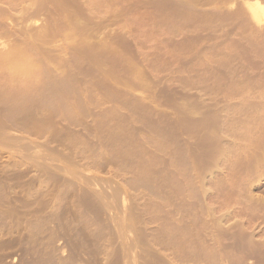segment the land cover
Masks as SVG:
<instances>
[{"label":"rangeland","instance_id":"374dc122","mask_svg":"<svg viewBox=\"0 0 264 264\" xmlns=\"http://www.w3.org/2000/svg\"><path fill=\"white\" fill-rule=\"evenodd\" d=\"M87 1L0 0V264H264V24Z\"/></svg>","mask_w":264,"mask_h":264},{"label":"bare ground","instance_id":"6f19581e","mask_svg":"<svg viewBox=\"0 0 264 264\" xmlns=\"http://www.w3.org/2000/svg\"><path fill=\"white\" fill-rule=\"evenodd\" d=\"M80 1V0H79ZM85 1H87V0H85ZM89 1H91V0H89ZM97 1V0H96ZM96 1H94L93 0V2H96ZM100 1V0H99ZM139 1H143L144 2V0H139ZM138 1V2H139ZM154 1V0H153ZM152 1V2H153ZM175 1H177V2H183L184 4H186L187 3V5L188 4H190L191 6L193 5V6H195L196 4H197V6H198V3L200 2V3H202V4H208V6H209V4H213L212 6L213 7H217L218 9H220L219 7H227L228 6V9L230 8V9H232V8H236L237 7V9H241L240 11H238L237 13H238V15L241 17V16H243V18L244 17H247V19H249L251 22H253L254 24H256V25H263L264 24V0H241V2L240 1H238V0H175ZM84 2V1H83ZM88 2V1H87ZM86 2V3H87ZM112 2V1H111ZM127 2H128V0H127ZM151 3V2H150ZM168 3H170V2H168ZM194 3H196L195 5H194ZM98 4H99V2H98ZM88 5V4H87ZM97 5V4H96ZM91 6V5H90ZM190 6V7H191ZM188 7V6H187ZM189 7V8H190ZM196 7V6H195ZM223 7V8H224ZM239 7V8H238ZM93 8V7H92ZM97 8V7H96ZM203 8V7H202ZM205 8V7H204ZM193 9V8H192ZM229 9V10H230ZM92 10V9H91ZM96 10V9H95ZM94 10V11H95ZM128 10V9H127ZM130 10V9H129ZM233 10V9H232ZM236 10V9H235ZM191 11H193V10H191ZM195 11V10H194ZM199 11V10H198ZM87 12V11H86ZM98 12V11H97ZM235 12V11H234ZM90 13V12H89ZM94 13V12H93ZM212 13V12H211ZM224 13V12H223ZM225 14V13H224ZM223 14V15H224ZM228 14V13H227ZM88 15V14H87ZM96 15V14H95ZM212 15V14H211ZM228 16H230V15H228ZM213 17V16H212ZM235 17V16H234ZM223 18V17H222ZM227 19V18H226ZM215 20V19H214ZM229 22V21H228ZM230 30V29H229ZM226 38V37H225ZM224 39V38H223ZM7 59H9V55H7V56H4L3 57V60H7ZM9 69L11 70H9V74L10 75H12V74H14L15 72H19V73H21V74H23V73H25V72H27L28 71V68H27V66H25L24 64H21V65H19L18 67L17 66H13V68H11V66L9 67ZM12 70H14V71H12ZM15 74H17V73H15ZM11 115H9V117L8 118H10V120H12L13 122H10L12 125H17V126H21L22 125V122L19 120V119H17V118H15L14 117V120L10 117ZM9 120V119H8ZM7 120V121H8ZM9 120V121H10ZM20 122H21V125H20ZM9 123V122H8ZM6 125V124H5ZM9 127V126H8ZM50 150V149H49ZM260 152H261V150H260ZM263 153V154H262ZM255 154H257V156L255 155V159H253L254 160V162H253V160L251 159V161H252V163L255 165V167H257L258 169L260 168V167H258L259 165L261 166V164H262V167H263V169H264V160H263V162L261 161L262 159H260V158H263L264 159V157H261V154H262V156H264V152L262 151L261 153H255ZM48 156V155H47ZM259 156H260V158H259ZM47 158V157H46ZM48 158H50L49 156H48ZM249 161V160H248ZM217 163V162H216ZM248 164V163H247ZM254 167V166H253ZM254 167V169H256ZM246 169V168H245ZM253 169V168H252ZM258 169H256V170H258ZM253 172H254V170H252ZM259 171V170H258ZM261 171V170H260ZM244 172V171H243ZM256 172V171H255ZM262 172V171H261ZM264 172V171H263ZM259 174V173H258ZM261 175V174H260ZM259 176V175H258ZM248 177V176H247ZM255 177V176H254ZM260 177V176H259ZM258 177V178H259ZM252 178V177H251ZM257 178V179H258ZM260 179V178H259ZM252 179H250V181H251ZM255 181L257 182V180H256V178H255ZM252 182L254 183V180H252ZM244 183V182H243ZM250 184L248 185V181H247V185L248 186H246V191H245V195H246V197H247V202L249 203V201H251L252 203H253V205L254 204H259L260 202L258 201V198L257 199H255L254 197V195H252L251 193V188L253 189V187L255 186V183H254V185H253V183H251V182H249ZM255 188V187H254ZM243 189H245V188H243ZM264 202V201H263ZM263 202H262V200H261V203H262V205H263V208H264V204H263ZM256 204V205H257ZM249 205V204H248ZM252 205V204H251ZM251 205H250V207H251ZM256 205H254V206H252V207H254L255 208V206ZM257 207H258V205H257ZM261 207L262 206H260V210H261ZM262 208V210H264ZM259 209V208H258ZM255 210H257V208L255 209ZM244 254V253H243Z\"/></svg>","mask_w":264,"mask_h":264}]
</instances>
